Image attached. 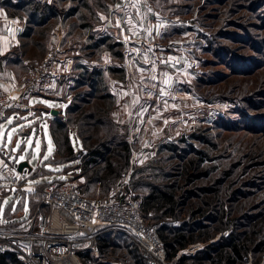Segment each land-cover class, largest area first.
<instances>
[{"label":"rangeland","instance_id":"374dc122","mask_svg":"<svg viewBox=\"0 0 264 264\" xmlns=\"http://www.w3.org/2000/svg\"><path fill=\"white\" fill-rule=\"evenodd\" d=\"M40 1L41 6L55 9L49 24L52 44L61 33L57 27L60 24L62 42L70 51L77 46L75 50L90 61H101L110 43L91 47L93 37H86L88 27L103 29L98 33L116 31L125 17L129 28L124 79L116 72L115 80L109 84L108 80L100 81V77L97 82L96 76L93 88L87 77L60 78L44 93L50 94L47 98L67 102V119L75 117L70 110L76 106L100 117L101 112L107 118L105 125L96 120L79 121L77 126L70 122L66 132L56 131L63 171L71 173L81 194L121 204L130 197L141 198L143 192H137L132 183L148 167L145 175L153 171L165 173L166 181L177 182L185 195L195 194L186 200L180 219L191 203L202 205L200 216L211 217L203 203L211 202L216 189L220 207L235 220L237 232L247 229L250 220L264 223V0ZM106 18H111L108 24L104 23ZM139 37L143 41L140 47ZM110 50L121 63L119 47L113 45ZM109 90L115 97L103 99ZM9 121L0 128L3 156L17 164L27 161L33 170L39 161L48 163L55 148L48 134L43 137L35 131L39 118L27 116L18 124ZM27 129H32L29 135L24 134ZM70 131L73 148L60 138ZM17 135L26 143L21 152ZM106 142L110 155L105 158L110 160L88 166L91 157L86 150L97 149V144ZM124 142L131 155L128 167L120 171L116 163L122 162L113 150ZM199 152L205 160L200 163L199 172H187L200 158L196 155ZM33 154L35 158H28ZM54 160L61 162L59 155ZM109 162L124 177H109L98 183L92 180L95 170L105 173ZM155 162L163 165L164 173L150 170L149 165ZM37 175H45L36 181L39 184L53 180L44 171ZM145 175L143 178L148 177ZM216 181L219 184H214ZM12 199L13 196L7 198L0 217L10 208ZM20 202L18 197L13 211ZM25 210H30L28 201ZM154 216L150 212L143 218L151 225ZM245 222L248 224L243 228ZM261 236L264 237V228ZM195 246L202 249L204 244ZM251 255L254 261L264 258L260 249L252 250Z\"/></svg>","mask_w":264,"mask_h":264},{"label":"built area","instance_id":"2783aa9c","mask_svg":"<svg viewBox=\"0 0 264 264\" xmlns=\"http://www.w3.org/2000/svg\"><path fill=\"white\" fill-rule=\"evenodd\" d=\"M61 63L60 54L53 50L39 64L29 68L22 86H10L0 79V128L9 120L18 124L27 116L35 117L39 118L36 132L43 137L48 134L51 138L47 116L53 117V111L64 116L67 102L53 101L45 106L43 99L44 93L62 78ZM36 101L41 103L36 105ZM16 144L20 152L25 150L26 143L21 135H17ZM0 155L3 156L1 151ZM3 157L1 203H5L6 194H14L23 188L33 170L23 168L19 172L15 160ZM35 157V154L28 155V158ZM36 169L47 172L53 180L45 183L32 197V207L26 212L25 222H0V252L13 251L26 264H82L78 254L83 251L95 254L101 234L121 231L136 242L144 264H174L178 261L180 255L168 260L166 248L158 235L161 224L149 226L144 222L140 201L135 197H130L124 204L89 198L80 194L71 173H63V166L39 162ZM195 248V245L190 246L181 254L193 255L200 250ZM244 264H264V258L255 263L249 253Z\"/></svg>","mask_w":264,"mask_h":264},{"label":"trees","instance_id":"16d2710c","mask_svg":"<svg viewBox=\"0 0 264 264\" xmlns=\"http://www.w3.org/2000/svg\"><path fill=\"white\" fill-rule=\"evenodd\" d=\"M51 11L53 14L55 9H51ZM95 77L97 78V82L99 77V80L103 82L101 73L97 72L94 74H88L87 78H89V81L91 82L90 85L93 88V84L95 85L96 82ZM82 79L83 78H80V80ZM103 95V99H106L107 97V99H109L111 97V95L108 93ZM71 110V114H75V117L67 119V110V113L64 116H58L59 118L53 120L52 124H50V135L54 144L55 151L53 157L48 161V163L59 164L63 166V154L59 153L61 151L57 142L58 140L56 138V131L66 132V128L69 126V124L73 123V125L77 126V123L79 121L81 123H87L89 121L96 120L97 124L99 125L106 124L107 118L103 117L105 115L101 112H98L100 113V115H102L100 117L96 114H92L91 112L85 113L83 108L80 106H76ZM98 110L101 111V109ZM60 138L64 144H69L72 148L74 147L71 140V131L66 137L61 136ZM106 145L107 142L100 143L97 144V149L86 150L87 156L91 157L90 161L88 162V166H97L101 161L110 160V157L105 158L110 155V147L109 145ZM117 149H119L120 151H117ZM66 150L69 151L70 149H68L67 147ZM115 154L122 162L121 164L116 163L120 166L121 170H119L124 171L129 165L131 155L129 145L126 142L121 143L119 147L113 150V155L115 156ZM58 155L61 162H57L54 160V157ZM196 155L200 158H196L194 163H192L189 168L186 169L187 172L193 170L194 172L198 173L200 163L205 161L204 158L200 156V152ZM114 166L115 165L113 163L109 162L107 164V170L104 171L105 173H103V171L100 169H96L92 174V180H96V182L98 183L107 179L109 180V177L114 180L123 178L124 175L120 174L119 172L116 173L115 170L112 169V167ZM149 167L151 168V171H153L154 169L162 171L163 165H161L160 162H155L151 163ZM147 169L148 167H145V172H142L139 177L135 179V181L133 180L132 187L139 193L143 192L140 196L141 198L135 197L140 201V212L142 218L143 216L147 217L151 212L155 216L152 218L153 223L149 226L161 224L158 230V235L166 248L169 261H172L173 258L180 255L178 261L174 264H244V258L249 253H251L252 250L258 252V250L260 249L262 253H264V237L261 236L263 234L264 228L263 222L258 223L250 220L248 223H254L247 226L248 223L245 222L243 228H246L247 226V229H245L243 232H237L236 227L234 228L233 226L235 220L228 217L224 207H220V193L216 189L214 191L211 202L203 203V205H205V207L208 208L212 213L211 217L205 219L203 215L200 216L199 214L203 209L202 205L191 203L187 214H185L184 217L180 219V214L183 213L182 208L187 205L186 200H191L195 196V194L187 193V195H185V191H182L177 182L166 181L167 175L163 171L162 172L164 174L155 173L156 171H153V173L151 172L149 175H145L144 173H146ZM40 171L43 170H39V172ZM64 172L65 171H63V173ZM45 173L46 175L48 174L47 172ZM101 173H103V175ZM143 175L148 177L143 178ZM188 177L191 178L192 175L189 173ZM148 178L152 181H149ZM214 184H219V182L216 181ZM43 185L44 184H42V186ZM38 191L39 190L32 193L31 202L32 197H34ZM205 192L207 193L208 191L205 190ZM199 243H203L204 246L202 247V249L196 251L193 255L181 254L188 247L197 245ZM135 257L136 264H144L141 250ZM258 262L259 261H255V263ZM24 263L25 262L20 260L14 252L10 253L9 251H5L0 253V264Z\"/></svg>","mask_w":264,"mask_h":264},{"label":"crops","instance_id":"0c3cea01","mask_svg":"<svg viewBox=\"0 0 264 264\" xmlns=\"http://www.w3.org/2000/svg\"><path fill=\"white\" fill-rule=\"evenodd\" d=\"M41 3L40 0L0 1V79L2 81L10 86H22L29 68L39 64L42 59L53 50H57L62 58L61 77L64 79L71 77L80 79L82 77H87L90 73L94 74L99 72L102 74L103 79L108 80L110 84L115 80L114 75L116 72L121 74V79L123 78V74L124 76L126 75V70L124 68L125 63L123 62L126 58V46L129 42L130 33L128 26L125 25V17L121 20L122 26L119 25V30L116 31L98 33L102 32L101 30L103 29L94 28L95 26L93 28L88 27V31L90 32L86 37H93V45L91 47L95 45L99 47L103 43H110L108 48L103 51L106 56H104L101 61H90L84 59V56L75 50L77 46L74 50L70 51V47L67 46L65 42H62L63 29L60 24H58L57 27L61 33L57 34V42H55L54 45L52 44V30L49 24L53 20V14L50 7L41 6ZM48 4L50 6V3ZM110 19L111 18H106L104 23L108 24ZM116 37H118V39H116ZM139 39L137 45L140 47L143 41H141V37H139ZM80 42L81 41L78 43ZM113 45L119 47V56L122 58L121 63H117L112 56L113 54L110 48L113 47ZM108 92L112 96L115 95L110 90ZM47 96H50V94L46 93V95H44L43 102L45 103L51 104L53 101H60L47 98ZM38 103L41 102L36 101V105ZM58 118V115L51 117L50 124H52L53 120ZM31 130L32 129H27L24 134L29 135ZM3 160L4 157L0 155V167ZM38 173L39 169L32 170L25 185L20 191L14 194H6V203L8 197L13 196V199L10 208L5 212L3 217H0V222L12 224L25 222L27 218V211L25 210L26 201L29 202V208H31L32 193L35 192L40 185L45 184L36 183L38 179L45 176L37 175ZM28 189H31V191H28ZM18 197H20L21 202L17 206V210L13 211V205ZM6 203L0 202V211L1 207ZM139 252L140 249L138 245L131 237L121 231H110L99 236L95 254L90 251H83L79 253L78 257L82 264H136L135 256H137Z\"/></svg>","mask_w":264,"mask_h":264},{"label":"water","instance_id":"95a60500","mask_svg":"<svg viewBox=\"0 0 264 264\" xmlns=\"http://www.w3.org/2000/svg\"><path fill=\"white\" fill-rule=\"evenodd\" d=\"M51 114H52L53 116H56V115H57V113H56L55 111L51 112ZM23 168H27L28 171L31 170V168H30V166H29V164H28L27 161H24V162L19 163L17 169H18L19 172H21V171L23 170Z\"/></svg>","mask_w":264,"mask_h":264},{"label":"snow or ice","instance_id":"6c2138e0","mask_svg":"<svg viewBox=\"0 0 264 264\" xmlns=\"http://www.w3.org/2000/svg\"><path fill=\"white\" fill-rule=\"evenodd\" d=\"M117 7L119 8V7H121L119 4L117 5ZM168 81H165V83H167ZM9 123H11V121H9ZM45 159H47V156H45L44 157ZM21 159H23V157H21ZM6 166V165H5ZM28 191H31V189H28ZM5 203H6V201H5Z\"/></svg>","mask_w":264,"mask_h":264}]
</instances>
